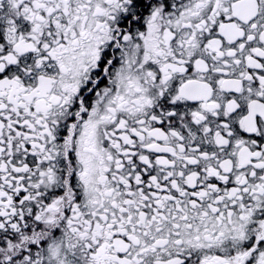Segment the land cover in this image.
Masks as SVG:
<instances>
[{"label": "snow or ice", "instance_id": "1", "mask_svg": "<svg viewBox=\"0 0 264 264\" xmlns=\"http://www.w3.org/2000/svg\"><path fill=\"white\" fill-rule=\"evenodd\" d=\"M0 264H264V0H0Z\"/></svg>", "mask_w": 264, "mask_h": 264}]
</instances>
